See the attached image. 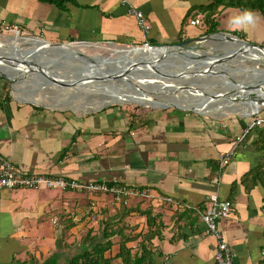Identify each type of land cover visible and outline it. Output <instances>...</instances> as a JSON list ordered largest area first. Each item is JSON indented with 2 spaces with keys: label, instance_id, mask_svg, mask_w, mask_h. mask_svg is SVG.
<instances>
[{
  "label": "crops",
  "instance_id": "obj_1",
  "mask_svg": "<svg viewBox=\"0 0 264 264\" xmlns=\"http://www.w3.org/2000/svg\"><path fill=\"white\" fill-rule=\"evenodd\" d=\"M209 3L133 0L150 25L144 37L118 0H0V27L18 26L50 43L157 47L202 36ZM195 19L198 26L191 25ZM214 22L220 32L264 45L258 12L221 6ZM94 108L73 111L21 100L0 77V154L15 168L138 194L124 203L103 193L0 190V264H68L88 248L84 235L100 242L106 225L120 228L105 253L110 264H123L116 256L125 240L129 260L147 250L150 264H214L216 240L202 221L210 195L232 204L218 227L233 264H264V123L251 125L264 112L219 121L182 108Z\"/></svg>",
  "mask_w": 264,
  "mask_h": 264
},
{
  "label": "rangeland",
  "instance_id": "obj_2",
  "mask_svg": "<svg viewBox=\"0 0 264 264\" xmlns=\"http://www.w3.org/2000/svg\"><path fill=\"white\" fill-rule=\"evenodd\" d=\"M29 37L32 36H27V34H23L22 31L20 32L19 35L14 34L13 32H4L0 27V44L2 45V49L4 50V51H0V64L7 65L3 67H8V65H10V63L9 64L6 63L5 56L7 57L11 55V51H13L12 45H14L15 48L17 49L19 48V51L16 50L13 57L18 58L20 60H24L26 59V57L31 56L28 54L29 52H33V53L36 52L34 48H38V49L40 48V46H35V45L31 46L32 44L30 45V47L23 45L24 42L20 40V38H24L25 40H27L26 41L27 44L33 43V40H29L30 39ZM200 46H201L200 50L191 52V54L198 56L195 59H193V60L197 59V61L195 62L197 65H199V63L201 62H205L206 57H216L221 54H224L226 51H229L228 47L225 44L218 42H211V43L205 42L202 43ZM71 47L72 48L74 47L76 50H79V52H81L84 58L86 59V60L84 59L85 61L94 60L96 62L98 58L109 59V60L113 59L115 61H118L119 60L118 58L120 57L124 58L123 55L119 57L112 56L111 53L114 50L123 48L122 46L117 44H114L113 47L109 46L106 43H101L99 45L93 44L92 47H90V45L87 47L78 44H71ZM95 47L98 48L96 49ZM23 51L24 53L26 52V54H24ZM32 56H35V54ZM36 56H39L41 58V61L44 62L48 61V59L46 58L47 56L46 53L45 54L38 53L36 54ZM158 60L159 59L152 58L151 61L148 62L150 64H154ZM193 60L188 63H184V60H178V59L162 60L161 62L162 64L160 65L161 67L158 68L156 67L158 71L157 72L158 75L153 74V72H147V73L143 72L139 74L137 77H134V75L131 77L128 76L129 71L132 70L138 71L136 66L135 65L133 66V64H131L126 67L125 65L127 63L124 62L125 64L124 65L122 64V66L123 67L125 66L124 68H127V71L126 74L123 76H126L129 82L132 81L131 83H133V85H131L130 88L128 86H125L127 83L124 82L119 83L116 80L113 81L108 80V78L106 79L103 78V80L105 79L104 81L100 80L102 82L95 81L94 78L91 79L87 78L84 79V82L82 83L83 87H73V88L63 87L62 89L58 88L57 86L48 85L46 82L43 85L42 83H44V81L48 79L46 80L41 79L39 80V82H33V83H31V81L33 80L30 81V79H26V81L22 83L12 84V93L14 94V96H16L21 100L33 101L48 108H61V109H69L73 111H82V110L89 111L91 109H95L94 107H97L99 103L107 101V99H109L112 96H118V97L119 95L124 96L123 94L133 93L136 91V93H133L135 94V97L138 98L136 101L115 103L112 105L108 104L106 106L125 107L131 111L141 112V113L146 111L151 112L152 110H159L156 107L159 108L167 107L165 109L168 110L178 109L179 107L178 108L175 107L172 104V102L175 101L176 99L175 97L179 96L178 94L183 93L185 95L182 94L181 98H179V101H181L184 104H193L194 103L193 100H195L196 102L192 106H190L191 108L189 107V109L185 105L181 106L182 109H185L188 112L198 114L201 117L211 120H219V121H225L229 119L250 120V118L252 117V116L250 117L251 112L250 111L247 113L245 112L249 104L244 99L239 98L237 99L238 102L235 99H231L234 97L236 98L239 97L238 93L234 94L236 90L233 89L235 88L234 85L236 84L239 85L242 83L244 84L247 82H252V80L255 81L257 77L259 78L263 77L264 59L261 58L255 59L248 57V55L244 56V54H242L241 56L231 58L226 62H224L225 64L222 65L223 68L220 69V71L216 73L215 76L213 75V76H206L204 78L203 77L193 78L191 82L195 84L197 87H194L195 85L193 86L189 82H185L184 84H181V83H176L177 82L176 80L170 81L173 78L174 74H176L174 75V77H177L179 76L178 74H180L179 78L185 77L187 79L188 76H190L189 74H191L192 72L191 70L193 69L192 68L193 67L192 64L194 63ZM129 61L131 62L132 60ZM21 65L24 66L22 62ZM13 66H9L10 68H12L10 69L9 73H15V74L24 73V67L19 66L21 67L20 70H22L20 71L18 70L19 67L16 69ZM47 66H48L47 70L49 76L52 77L57 76L62 78L63 80L67 78L68 80L73 81L74 78H72L71 74L78 71L77 66L74 64V62H63L61 60H56L54 63L48 64ZM17 76L18 75H16V77ZM23 76L26 77V75L24 74ZM149 76H154V77L150 78ZM60 78L57 79L62 80ZM168 79L170 80L166 81ZM157 84L158 86H160L159 89L156 87ZM180 84L181 86H178ZM162 86L164 87L162 88ZM183 86L189 87V89H183ZM229 88H232V91L234 92L231 95L230 99L226 98V96L224 95L225 93H222V91ZM130 89H134V91L131 92ZM166 89H176V91H173V93L163 92ZM203 92H205V94ZM143 94L145 96H143ZM207 94L209 95L214 94L217 96H214L215 98H210V96L209 95L207 96ZM207 105L210 106L208 107ZM234 109L239 112L235 111ZM225 110L226 112H223ZM261 112H264V107L261 108V111L258 114H260ZM245 114H247V116L249 117H244L243 115Z\"/></svg>",
  "mask_w": 264,
  "mask_h": 264
},
{
  "label": "water",
  "instance_id": "obj_3",
  "mask_svg": "<svg viewBox=\"0 0 264 264\" xmlns=\"http://www.w3.org/2000/svg\"><path fill=\"white\" fill-rule=\"evenodd\" d=\"M215 37H220V38H224L227 41H232L235 43V45L237 47H235V46L233 47V46H231V44L227 45L226 43H223L228 47L229 51H226L224 54H221V55L216 56V57H206L205 62H209L207 65L205 63L203 64L202 62L199 65H197L195 63V60H193V59H195L198 56L191 54V52H195L196 50H200V47H201L200 45L202 43H205V42L221 43L220 41H217L216 39H214ZM39 41L42 43V45L40 46V48L37 51H40L41 54L46 53V55H47L46 58L48 59V61H45V62L41 61V58L39 56H36V54L39 53L37 51L34 53L29 52L28 54L31 56L26 57V59H24L22 61V64L27 67V71L29 72L26 75V77L16 78V76H14V75L11 76V75L7 74V72L1 71V70H0V77L7 80L10 85L22 83V82L26 81V79H30V81L33 80V81H31V83L39 82V80H41V79H43V80L48 79V80L44 81V83H42V84L44 85L46 82L48 85L57 86L60 89H62L63 87H67V88L83 87L82 83L84 82V79H87V78L91 79V74L89 75V72L91 71V67H89L87 64L96 63L97 65L100 66V65H104L105 61L108 62V60H109V59L98 58L96 62L94 60L85 61L84 60L85 58L82 54L78 53V54H74V55H71V54L69 55V53L67 51H65V49H70V50L74 49L75 50V48H70L71 47L70 43L63 44V43H50V42H46L44 40H39ZM77 44L81 45V46H87V47L89 45H90V47H92V45H93V44H90L88 42H78ZM97 45H99V44H97ZM108 45L112 46V47L114 46L113 43H109ZM122 47L123 48H121V49L125 50V51H127V50L128 51H136L138 54H141V51H143V53H145V50L138 47V46H131V47L122 46ZM156 48H166V49L177 50V52L174 51V52L168 53L164 57V60L176 58V60L177 59L178 60H184V63H188L192 60L194 61V63L192 64V66H193L192 67L193 69L191 70L192 72H191V74H189L190 76H188L187 79L185 77L179 78L180 74H178L179 76L174 77V75H176V74H174L173 78L171 80L170 79L166 80V81L176 80L177 81L176 83H181V84H184L185 82H189L193 86L195 85L191 82L193 78H195V77H203L204 78L206 76H213V75L215 76L216 73H218L220 71V69L223 68L222 65L225 64L224 62H226L227 60H229L231 58L237 57L240 54H243L245 52H248V53L249 52H255V53H260V54L264 55V45L254 44L250 41H246L244 39H241L240 37H238L236 35H232L230 33H225V32H217V33L208 34V35H204V36L202 35V36L197 37V38L182 40L180 42H177V43H174L171 45L163 44V45L157 46ZM235 49H236V51H235ZM49 50L56 51V54L48 52ZM42 52H45V53H42ZM72 52H74V51H72ZM34 54H35V56L33 57V61L28 60ZM152 57L148 56V54H147V56L135 58L133 60L134 62L133 61L130 62L129 60L126 59V57H124V58L119 59L116 62H119V61L120 62H126L127 63L125 65L126 67L131 65V64H133V66L134 65L136 66V64L137 65H144V64L150 65V64L145 63V60L147 59V61H151ZM56 60H61L63 62H74V64L77 66L78 71H76L74 73V77H72V78H74L73 81L68 80L67 78H65V80H63L62 78H60L62 80H58L56 78L57 76L56 77L49 76L48 70L46 67H48L47 66L48 64L54 63ZM35 61H37V62H35ZM161 64L162 63H159L158 66H160ZM115 65H118V63H116ZM114 67H119V66L108 67V71L111 74L107 73V75L105 74V76H103V77L98 76V75L93 76V77H95L94 80L98 81V82H102L106 78H108V80H112V81L116 80L117 82L120 83L121 82L120 79L122 78V75L126 74L127 68H122L123 71L121 72L120 68H114ZM118 70H120V72L116 73ZM20 71H22V70H20ZM157 72L158 71H157L156 67H154L153 68V74L158 75ZM153 74H151V75H153ZM144 77H147V76H144ZM149 77L152 78L154 76H149ZM103 78H105V79L103 80ZM69 79H71V78H69ZM183 79H184V81H183ZM100 80H102V81H100ZM131 82L132 81L128 82L125 86H128L130 88L131 85H133V83H131ZM181 84L178 86H181ZM242 84H239L238 86L243 87L244 84H246V83H244L243 85ZM262 85L264 86V75H263V77H261V78L257 77V79H255V81L252 80V82L248 83L245 86V90L248 92L247 93L248 96L246 98L253 101V102H256V104H258V105L264 103L263 96L261 94H258V95L254 94V92H253V91L259 90L260 86H262ZM156 87L158 89L160 88V86H158V84ZM163 87L164 86H162V88ZM194 87H197V86L195 85ZM158 89H157V92H158ZM183 89H189V87L183 86ZM261 89H263V87H261ZM149 93H151V92H149ZM203 93L205 94V92H203ZM222 93H225L224 95L226 96V98L230 99L231 95L234 92L232 91V88H229V89L222 91ZM234 94H237V92H235ZM208 95L209 94H207V96ZM209 96H211L212 98H215L214 96H217V95L210 94ZM233 97H234V95H233ZM231 99H235L238 102L237 99H239V98L234 97ZM175 107H177V106H175ZM260 109L261 108H259V110L257 112H259ZM256 113H253V114H256Z\"/></svg>",
  "mask_w": 264,
  "mask_h": 264
},
{
  "label": "built area",
  "instance_id": "obj_4",
  "mask_svg": "<svg viewBox=\"0 0 264 264\" xmlns=\"http://www.w3.org/2000/svg\"><path fill=\"white\" fill-rule=\"evenodd\" d=\"M119 3L126 8L127 14L135 19L136 25L145 37L149 33L150 25L145 16L132 6L133 0H118ZM200 21L195 19L191 21V25L198 26ZM4 32H13L19 35L21 30L18 26H2ZM25 34L24 32H22ZM30 36V35H27ZM36 40H41L39 36H32ZM145 51L156 49V47L144 43L138 46ZM258 113L251 116H257ZM264 123L263 118H254L252 126ZM230 155L220 158V168L225 166ZM8 189H27V190H60V191H75L86 194L103 193L113 197L116 202H126L131 196L138 194L127 190L123 187H118L115 184H105L104 182H80L69 179L62 175H42L33 172L21 171L14 167L11 160L0 154V190ZM145 193V192H143ZM143 196V194H142ZM169 201V200H168ZM170 202V201H169ZM232 204L230 201L221 200L216 195H210L208 198V207L202 215V221L206 226V233L216 240V251L214 256V264H233L234 253L219 230L218 223L226 219L231 212ZM55 224V220H53Z\"/></svg>",
  "mask_w": 264,
  "mask_h": 264
},
{
  "label": "bare ground",
  "instance_id": "obj_5",
  "mask_svg": "<svg viewBox=\"0 0 264 264\" xmlns=\"http://www.w3.org/2000/svg\"><path fill=\"white\" fill-rule=\"evenodd\" d=\"M214 39H216L217 41H220L221 43H226L227 45H229V44H231V46H235V47H237L236 45H235V43L234 42H232V41H227V40H225L224 38H220V37H215ZM221 39V40H220ZM16 40V39H15ZM20 40H22L23 42H24V44L23 45H25V46H29L30 47V45L31 46H41L42 45V43L39 41V40H36V39H29V40H33V43H30V44H27V40H25V39H23V38H20ZM13 41V40H12ZM70 48H72V47H70ZM74 48V47H73ZM96 49L98 48V47H95ZM36 51L38 50V48H34ZM78 49V48H77ZM12 50L14 51H11V55H9V56H5V58H6V63L7 64H9L10 63V65H8V67H3V66H7V65H5V64H3V65H1L0 64V70L1 71H4V72H7V74L9 73V71H10V69H12V68H10L9 66H13L14 68H18L19 66H22L21 65V62L23 61V60H20V59H18V58H15V57H13V55H14V53L16 52V50H18L19 51V48L17 49V48H15V46L14 45H12ZM33 50V49H32ZM32 50H29V51H32ZM76 50V49H75ZM74 49H65V51H67L68 53H69V55L71 54V55H74V54H78V53H80V54H82L81 52H79V50H76L75 51ZM0 51H4L3 49H2V45L0 44ZM47 51V50H46ZM72 51H74V52H72ZM174 51H176L177 52V50H175V49H166V48H156V49H153V50H150V51H148V50H146L145 51V53H143V51H141V54H138L136 51H125V50H122L121 48L120 49H117V50H114L111 54H112V56H121V55H123V57H126V59L127 60H134L135 58H140V57H144V56H147V54H148V56H150V57H152V58H156V59H159L158 61H156L154 64H150L148 61H147V59L145 60V63H147V64H150V65H137L136 64V68H137V70L138 71H129V73H128V76H133L134 75V77H137L139 74H141V73H143V72H145V73H147V72H153V68L154 67H161V66H158V64L159 63H161L162 62V60H164V57L168 54V53H171V52H174ZM37 52H39L40 53V51H37ZM48 52H51V53H53V54H56V51H52V50H49ZM77 52V53H76ZM23 53H24V51H23ZM5 54H6V52H5ZM24 54H26V52L24 53ZM138 54V55H137ZM244 54V56H247L248 55V57H251V58H255V59H259V58H261V59H264V55L263 54H260V53H255V52H245V53H243ZM242 55V54H241ZM241 55H238V56H241ZM21 56V55H20ZM33 57L34 56H32L31 58H29L28 60H30V61H33ZM122 57H120V58H118V59H121ZM144 59V58H143ZM176 59V58H175ZM86 60V59H85ZM114 61V62H113ZM147 61V62H146ZM175 61V60H174ZM197 61V59L195 60V62ZM35 62H37V61H35ZM39 62V61H38ZM113 62V63H112ZM134 62V61H133ZM194 62V61H193ZM203 64L205 63L206 65H207V63L208 62H202ZM62 64V63H61ZM103 64V63H102ZM106 64V65H105ZM116 64V61L115 60H108V62H106L105 61V63H104V65H97L96 63H93V64H87L89 67H91V71L89 72V75L91 74V78H95V77H93V76H96V75H98V76H104L105 74H111V73H109V71H108V67H113V66H119V67H114V68H120V70H121V72L123 71V69L122 68H124L123 66H122V64L124 65L125 63L124 62H118V65H115ZM200 64V63H199ZM165 65V64H164ZM205 65V66H206ZM107 66V67H106ZM22 67H24V75H27L29 72L27 71V67L24 65V66H22ZM162 67H164V66H162ZM20 68L21 67H19V69L18 70H20ZM47 68V67H46ZM135 68V69H136ZM48 69V68H47ZM120 70H118L116 73H119L120 72ZM47 71V70H46ZM54 71V70H53ZM22 73V72H21ZM9 74H11V75H14V76H16V75H18L16 78H24V76H23V74H20V73H18V74H15V73H9ZM21 75V76H20ZM72 75V77H74V73L73 74H71ZM20 76V77H19ZM56 78H60V77H56ZM121 80V82H124V83H128L129 82V80H128V78L126 77V76H123L122 75V78L120 79ZM248 83H250V82H247L246 84H244V86L243 87H241V86H238L237 84L236 85H234V89L233 90H236V92L238 93V98H240V99H244L248 104H249V106H248V108H247V110H245V112L247 113V112H251V114L253 113V112H257L258 110H259V108H262V107H264V103H262V104H260V105H258V104H256V102H253V101H251V100H249V99H247L246 97L248 96V92L245 90V86L248 84ZM243 85V84H242ZM250 85V84H249ZM261 87H263V89H261ZM133 88V87H132ZM130 91L131 92H133L134 91V89H130ZM173 91H176V89H166V90H164L163 92H165V93H170V92H172L173 93ZM37 92V91H36ZM129 92V91H128ZM254 92V94H261L262 96H263V98H264V86L262 85V86H260V89L259 90H257V91H253ZM133 93H136V91L135 92H133ZM133 93H126V94H123L124 96H122V95H119V97L118 96H112V97H110L109 99H107V101H105V102H102V103H99V105L98 106H105V105H108V104H115V103H122V102H129V101H136L138 98H136L135 97V94H133ZM201 93V92H200ZM183 93H180V94H178L179 96H177V97H175L176 99H175V101L174 102H172V104L174 105V106H177V107H179V108H181V106L182 105H185V106H187V108L189 109V107L190 106H192L194 103H196L195 102V100H193V104H184V103H182L181 101H179V98H181V95H182ZM183 95H185V94H183ZM219 95H221V94H219ZM121 96V97H120ZM143 96H145L144 94H143ZM149 96V95H148ZM148 96H146V97H148ZM187 96V95H186ZM210 98H212L211 96H210ZM225 98V97H224ZM36 99V98H35ZM173 100V99H172ZM218 100H220V99H218ZM145 101H147V100H145ZM211 101H213V100H211ZM215 101H217V100H215ZM199 103V102H198ZM147 104V103H146ZM199 105V104H198ZM208 107L210 106V105H207ZM191 108V107H190ZM195 108V107H194ZM206 109V108H205ZM204 109V110H205ZM217 109V108H216ZM235 110V109H234ZM235 111H237V110H235ZM223 112H226V110L225 111H223ZM237 112H239V111H237ZM199 113V112H198ZM251 114H250V116H251ZM244 117H249V116H247V114H245V115H243Z\"/></svg>",
  "mask_w": 264,
  "mask_h": 264
},
{
  "label": "trees",
  "instance_id": "obj_6",
  "mask_svg": "<svg viewBox=\"0 0 264 264\" xmlns=\"http://www.w3.org/2000/svg\"><path fill=\"white\" fill-rule=\"evenodd\" d=\"M221 6L235 8L248 14L258 12L264 16V0H210L208 6L204 8V11L206 12L205 23L208 25V28L203 32V36L220 32L217 29L216 23L214 22V14L216 9ZM259 143H261L260 147L264 150L263 133L260 136ZM149 222H151L150 218H148V223ZM115 227L116 225H111L109 227L106 225L102 234L103 239L100 242H95L96 237L90 236L91 233L85 234L84 242L85 244L89 245L88 248L86 247L81 253L71 258L68 264H110V260L105 257V253L113 245L112 237L115 234L118 235V231L120 230V228ZM128 241L129 240L119 242V253L117 254L116 258H120L123 264H125V262H127L126 264H150L151 254L147 250H142L140 257L129 260L130 251L125 246ZM47 264H50V262L48 261Z\"/></svg>",
  "mask_w": 264,
  "mask_h": 264
}]
</instances>
